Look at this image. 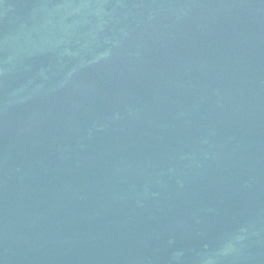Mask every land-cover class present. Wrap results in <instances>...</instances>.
Instances as JSON below:
<instances>
[{
	"label": "water",
	"instance_id": "95a60500",
	"mask_svg": "<svg viewBox=\"0 0 264 264\" xmlns=\"http://www.w3.org/2000/svg\"><path fill=\"white\" fill-rule=\"evenodd\" d=\"M0 264H264V0H0Z\"/></svg>",
	"mask_w": 264,
	"mask_h": 264
}]
</instances>
